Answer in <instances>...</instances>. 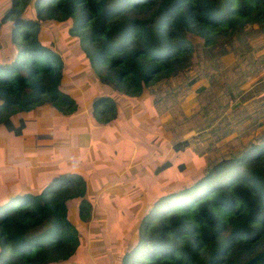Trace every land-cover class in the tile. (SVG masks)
Wrapping results in <instances>:
<instances>
[{
  "label": "trees",
  "instance_id": "1",
  "mask_svg": "<svg viewBox=\"0 0 264 264\" xmlns=\"http://www.w3.org/2000/svg\"><path fill=\"white\" fill-rule=\"evenodd\" d=\"M2 8L0 27L8 21L14 51L0 59V128L14 135L29 131L19 111L49 103L59 120L76 107L75 98L59 87L60 53L39 37L43 21H70L67 31L97 80L132 97L189 63L188 33L211 46L245 25H264V0H7ZM91 112L107 116V122L115 117V99L95 97ZM165 161L158 166H167ZM191 161L190 169L199 165L195 155ZM184 162L174 164L172 175L165 167V178L153 182L159 186L173 177L179 188L149 203L119 264H241L264 248V138L211 163L193 181L180 170ZM22 182L24 187L0 199V264L71 259L81 238L66 201L78 198V217L85 223L91 212L85 180L66 170L51 174L39 189L25 175Z\"/></svg>",
  "mask_w": 264,
  "mask_h": 264
},
{
  "label": "rangeland",
  "instance_id": "2",
  "mask_svg": "<svg viewBox=\"0 0 264 264\" xmlns=\"http://www.w3.org/2000/svg\"><path fill=\"white\" fill-rule=\"evenodd\" d=\"M5 2L7 0H0V13ZM30 7L31 1L28 2ZM69 23L43 21L39 37L60 53L63 65L59 87L72 94L76 107L59 120L57 114L18 112L22 117L31 116L35 123L45 124L50 132L44 135L37 132L39 139L32 141L20 139L18 151L10 154L4 151L6 146L0 140V199L10 189L24 187V175L35 181L33 186L39 189L51 173L68 169L78 172L88 185L97 183L94 194L89 195L88 187L87 192L85 190L92 214L90 212L82 223L78 217V198L66 201L67 216L77 227L81 242L71 259L51 264H119L117 257L138 236L139 217L149 203L157 195L179 188L173 177H169L168 183H158L159 186L153 183L165 178V167L168 166L166 170L172 175L174 164L184 160L180 170L193 181L218 159L239 155L251 144L262 142L264 25H245L228 39L220 35L211 46H204L201 36L188 33L193 46L189 63L146 87L141 97H132L97 80L76 37L67 31ZM8 29V21L2 23L0 59L10 58L14 51ZM104 93L115 99V117L107 122H103L107 116L95 118L91 112L95 97ZM47 106L50 107L49 103ZM132 107L135 111L130 114ZM73 114L83 116L78 117L75 130L89 128L85 141L82 137V143H77L75 132L68 139L61 136L56 140L55 133L68 124ZM54 124L58 125L56 131L52 129ZM107 140L111 142L116 160L112 164L113 171L106 169L105 172L113 175L115 182L101 187L103 181L99 184L96 180L104 171V161H108L105 158ZM64 141L71 144L68 150L71 158H66L67 153L59 149ZM8 143L15 147L13 140ZM51 149L52 166L48 159L52 156L48 151ZM117 154H126L127 159L124 157L118 162ZM191 155L199 161L194 169H190ZM165 160L169 163L167 166H158ZM25 168H33L35 172L27 171L26 175L22 172ZM38 168L43 172H38ZM41 174L42 179L36 182L35 176ZM103 178L104 174L101 180ZM84 255L89 260L82 259Z\"/></svg>",
  "mask_w": 264,
  "mask_h": 264
},
{
  "label": "crops",
  "instance_id": "3",
  "mask_svg": "<svg viewBox=\"0 0 264 264\" xmlns=\"http://www.w3.org/2000/svg\"><path fill=\"white\" fill-rule=\"evenodd\" d=\"M13 55V54H12ZM12 57V56H11ZM10 57V58H11ZM71 94V93H70ZM72 95V94H71ZM48 103H43L41 105H38L36 106L35 108L32 109V112H30L29 114H59L56 110H54L52 108V105H50V107L47 106ZM44 110V111H43ZM135 109L134 107H132V111H130L129 113L132 114V112H134ZM20 114H24L25 111H19ZM84 112L86 113V116H88V111L86 112V109L84 110ZM91 113V112H90ZM89 113V114H90ZM20 114H18V112L16 113L17 116H20ZM27 114V113H25ZM65 114V113H64ZM66 114H70V113H66ZM137 114V113H136ZM135 115V114H134ZM56 116V115H55ZM23 121H24V126L25 128H28L29 131H25L23 132L24 134V137H21L20 134L19 135H14L13 133H5L1 128H0V140L4 142L5 144V152L6 153H14V151H18V146H19V141L20 139L22 141H32L33 138L34 140L36 139H39L38 137H36V133L39 132V133H43V135L49 131L50 132V128L47 127L45 124L39 122V123H35L31 120V116H27V115H24L23 117L20 116ZM72 118L69 119L68 121V124L66 126H63L62 130H58V125L57 124H54L52 126V129H54L55 131L58 130L60 132H57L55 133V136L57 135L56 137V140H59L61 138V136L65 137L66 139H68L74 132L75 134H73L76 139H77V143H82V137H86L88 136V133L90 132L89 131V128L88 127H81V128H78L77 130L74 129L75 127V123L78 122V117H83L82 115H79V114H73L71 116ZM73 117H76L74 120H73ZM73 121V122H72ZM32 123H34L32 125ZM30 124V126L27 127V125ZM61 124V122L59 123ZM86 128V129H85ZM81 129V130H80ZM22 134V133H21ZM70 135V136H69ZM9 140H13L14 141V145L15 147H11L9 146ZM84 141H85V138H84ZM54 137L52 139V147H54ZM68 144H70L69 142H66L64 141L62 144H60L61 146H59L60 150H62L63 152L67 153L66 155V158H71L72 154L71 153H68V150L71 148V144L70 146H67ZM84 145V144H83ZM107 149H106V152H105V155H106V159L108 161H104V166H103V173L100 174V176L98 177V179L96 181H98V183L100 184L102 181V184H101V187L102 186H107V185H110V184H114L115 180L113 179V175H107V173L105 172L106 169H108V171H113L112 170V164L113 162L116 160L115 157L113 156L114 152H113V148L111 146V142H108L107 140ZM134 149H136V147H134ZM48 151H51L52 152V156L50 158H48L49 160H51V166H52V159H54V156H53V151L52 149L51 150H48ZM126 154H124L123 156H118L117 154V159H118V162L121 160H124L123 158L125 157ZM140 155V154H139ZM127 159V156L125 157ZM131 158V156L129 157V159ZM140 159H143L140 157ZM127 165V164H126ZM46 169H49V168H46ZM69 171H71V169H68ZM43 172V171H42ZM76 172V171H75ZM78 173V172H77ZM52 174V173H51ZM50 174V175H51ZM79 174V173H78ZM103 174H104V178L103 180H101V178L103 177ZM43 174H41V177H42ZM50 175L47 177L46 180H48L50 178ZM84 179V178H83ZM113 179V180H112ZM85 180V179H84ZM112 180V181H111ZM37 181H40V180H36ZM97 184V183H96ZM94 182H90V184L88 185V183L85 181V190L87 192V187L89 188V195H92L94 194V189H95V185ZM99 189V188H98ZM103 191V190H102ZM100 191V192H102ZM84 197L86 198L85 196V193H84Z\"/></svg>",
  "mask_w": 264,
  "mask_h": 264
},
{
  "label": "water",
  "instance_id": "4",
  "mask_svg": "<svg viewBox=\"0 0 264 264\" xmlns=\"http://www.w3.org/2000/svg\"><path fill=\"white\" fill-rule=\"evenodd\" d=\"M241 264H264V248L251 255Z\"/></svg>",
  "mask_w": 264,
  "mask_h": 264
}]
</instances>
